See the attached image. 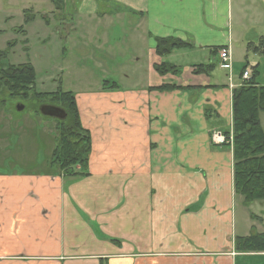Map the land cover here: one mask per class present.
Segmentation results:
<instances>
[{
  "label": "crops",
  "instance_id": "1",
  "mask_svg": "<svg viewBox=\"0 0 264 264\" xmlns=\"http://www.w3.org/2000/svg\"><path fill=\"white\" fill-rule=\"evenodd\" d=\"M113 2L119 7L104 18L135 15L142 25L150 82L84 88L78 78L68 90L92 139L85 176L0 172V264H234L249 224L236 211L244 200L233 147L212 141L215 131L233 133V90L215 67L200 75L194 67L223 68L220 49L231 48L234 60L236 47L259 45L264 0ZM169 38L190 45L186 56L199 53L178 77L155 69L164 63L156 41ZM165 85L176 90H158Z\"/></svg>",
  "mask_w": 264,
  "mask_h": 264
},
{
  "label": "rangeland",
  "instance_id": "2",
  "mask_svg": "<svg viewBox=\"0 0 264 264\" xmlns=\"http://www.w3.org/2000/svg\"><path fill=\"white\" fill-rule=\"evenodd\" d=\"M65 5L57 12L51 0H0L3 63L15 67L31 65L36 72L38 93H56L60 89L68 92L78 78L83 79L84 88H97L112 80L124 88L149 84L150 43L140 29L138 17L104 18L102 14L109 8L119 7L113 0H65ZM96 11L100 15H94ZM74 27L80 28L85 37L73 36ZM250 37L254 39L256 35L253 37L251 32ZM258 46L252 45L248 54V48L236 47L232 67L235 78L241 76L242 80L244 68L257 62V74L251 66L248 72L264 86V55L253 51ZM198 54L186 56L180 50L164 62L177 63L183 74V68L197 65ZM215 68L217 79L226 82L227 71L218 64ZM20 106L25 107L24 111H19ZM40 108L34 101L10 95L0 97V172L53 170L49 164L56 146L57 121L44 118ZM261 121L264 127V115ZM262 203L249 208L237 204L236 211L243 213L245 220L242 224H249V236L264 234ZM234 264H264V252L241 254Z\"/></svg>",
  "mask_w": 264,
  "mask_h": 264
},
{
  "label": "trees",
  "instance_id": "3",
  "mask_svg": "<svg viewBox=\"0 0 264 264\" xmlns=\"http://www.w3.org/2000/svg\"><path fill=\"white\" fill-rule=\"evenodd\" d=\"M51 1L57 12L66 6L65 0ZM156 42L157 55L164 59L190 46L181 40L170 38L157 39ZM251 46H248V52ZM221 50L223 49L219 51ZM253 51L264 55V38ZM214 54L217 55L218 51H214ZM4 57L5 53L0 52V97L10 95L15 99L34 101L40 107L51 105L64 110L67 114L66 120L53 119L57 121V138L50 165L54 174L62 177L85 176L92 154V139L83 127L76 95L62 89L56 93H38L35 69L31 65L6 66L2 61ZM214 67L216 65L194 67L197 69L195 74L207 73ZM249 67L250 64L244 68L242 76L248 72ZM253 68L254 74H257L258 66ZM155 69L160 76L178 77L182 74L180 69L169 62H164ZM158 90L171 92L176 90V86L165 85ZM261 115H264V86L256 82L254 75L249 82L233 91L234 142L233 146L227 145L233 147L234 152L235 192L238 197L243 198L247 208L254 203L264 202V128ZM225 136L230 138L231 133H225ZM236 250L243 254L264 252V234L238 238Z\"/></svg>",
  "mask_w": 264,
  "mask_h": 264
},
{
  "label": "built area",
  "instance_id": "4",
  "mask_svg": "<svg viewBox=\"0 0 264 264\" xmlns=\"http://www.w3.org/2000/svg\"><path fill=\"white\" fill-rule=\"evenodd\" d=\"M220 58L223 62V69L227 70L229 73L228 79L230 82V88L232 90L236 89V85H234V71H233V67H232V50L231 48L228 49H224L223 51H221L220 53ZM252 79V76L249 72H246L243 77H242V82L244 84V82H249ZM212 141L214 144L216 145H231L233 146V134L231 133L230 138L226 137L225 134L221 131H215L212 134Z\"/></svg>",
  "mask_w": 264,
  "mask_h": 264
},
{
  "label": "water",
  "instance_id": "5",
  "mask_svg": "<svg viewBox=\"0 0 264 264\" xmlns=\"http://www.w3.org/2000/svg\"><path fill=\"white\" fill-rule=\"evenodd\" d=\"M25 107L20 106L19 111H24ZM40 112L44 118H50L54 120L64 121L67 119V114L64 110L59 107L51 106V105H43L40 108Z\"/></svg>",
  "mask_w": 264,
  "mask_h": 264
}]
</instances>
